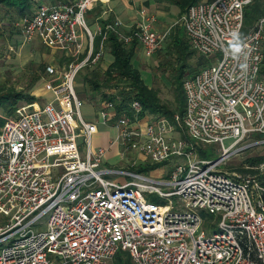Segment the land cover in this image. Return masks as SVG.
<instances>
[{
  "label": "built area",
  "instance_id": "1",
  "mask_svg": "<svg viewBox=\"0 0 264 264\" xmlns=\"http://www.w3.org/2000/svg\"><path fill=\"white\" fill-rule=\"evenodd\" d=\"M110 1L45 2L16 23L26 42L39 38L62 50L65 65L47 68L45 87L54 99L20 107L0 130V213L8 218L0 225V264H108L121 250L132 264H264V163L255 176L221 169L235 155L264 147V17L243 36L248 47L238 58L228 44L233 32L242 35L244 11L256 0L198 2L184 12L191 49L212 63L183 81L186 106L174 116L177 127L163 117L134 128L121 113L116 142L155 163L186 161L167 180L124 185L105 176L136 175L102 169L108 148H92L97 125L82 118L77 77L103 59L110 32L124 44L136 38L147 57L162 49L165 36L143 11L133 31L118 19L92 32L86 14ZM131 105L137 117L142 105ZM178 126L191 140L219 147L220 157L195 158L190 140L175 136ZM146 193L179 202L174 209L171 200L151 202Z\"/></svg>",
  "mask_w": 264,
  "mask_h": 264
},
{
  "label": "trees",
  "instance_id": "2",
  "mask_svg": "<svg viewBox=\"0 0 264 264\" xmlns=\"http://www.w3.org/2000/svg\"><path fill=\"white\" fill-rule=\"evenodd\" d=\"M38 1L40 0H0V13L4 11L5 13L13 12L14 14V17L11 14L6 22H2L3 15H0V25L1 22L10 25L12 21L18 18L30 15L34 5ZM49 1L55 3L58 0ZM174 2L181 7L182 13H184L192 4L199 2V0H174ZM244 14L245 20L242 36L247 34L257 21L264 17V1L256 0L255 3L250 4L245 9ZM105 25L107 24L103 23V27ZM12 26L15 27V30L17 29L14 23ZM2 28L3 27H1L0 30H2ZM101 40L102 36H99L95 44H100ZM104 44L113 57L112 63L105 70H102L98 65H90L85 68V72L82 73L81 77L84 84L76 91L80 98L89 100L96 98L97 100L99 99L100 103L110 101L117 107L120 113H132L131 104L137 100L142 105V111L138 114L139 118L148 117L156 120L166 117L175 123L174 116H182L184 114L186 104L185 93L182 88L183 78L193 77V75L206 67L208 62H206L205 58L199 55L197 56L196 67H191L190 69L189 65H182L178 69L177 77L171 86L173 95L172 101L167 102L162 100L158 90L154 87H148L144 83L140 71L135 65V61L133 62L134 55L139 46L136 38L132 43L124 44L122 41L118 40L115 33L110 32ZM167 46L172 50V53L177 52V55L179 54L176 60L191 59L192 56L196 55V52L191 49V45L188 42L186 32L182 25L177 26L174 30V34L170 37ZM41 71H45V66L42 64H40L37 69L33 68L30 77L31 85L28 87L26 93L22 91L17 92L11 86V88H8L4 84L0 85V113L2 114H0V130L5 122L4 116L13 115L20 101L32 103L35 100V96L30 94V92L36 82L40 80L39 72ZM259 72L260 78L264 80V60ZM196 146L198 147V145ZM198 150L199 152L197 153H199V157L205 159L207 151L203 150L201 147H198ZM262 163H264V154L259 153L254 154V156H248L244 161H241L239 166H227V168L236 170L239 173L255 176V174L259 173L257 167ZM149 166L148 164H139L137 167L135 166L133 168L134 170L136 169L133 173L137 175L142 174L148 170ZM247 166H249V168H247ZM260 178L261 183L264 185V176ZM108 264H132L131 256L127 251H118Z\"/></svg>",
  "mask_w": 264,
  "mask_h": 264
},
{
  "label": "rangeland",
  "instance_id": "3",
  "mask_svg": "<svg viewBox=\"0 0 264 264\" xmlns=\"http://www.w3.org/2000/svg\"><path fill=\"white\" fill-rule=\"evenodd\" d=\"M203 1V0H202ZM205 1V0H204ZM14 14L12 13H5L4 11H1L0 15H3L2 22H6L7 19H9L10 15ZM6 16V17H5ZM182 18V16L180 17ZM15 19V18H14ZM1 22L2 30H0V85H6L8 88L11 86L14 88L17 92L22 91L25 92L28 90V87L31 85L30 77L32 75L33 68H38L40 63H42L46 57V55H49V50H43L39 52L37 50L38 46H42L41 43L38 40H34L28 45H24L22 50L18 49V43L19 36L18 31L15 30V27L12 26L14 23V26L16 24V20L12 21L10 20L11 24L6 25ZM181 24L180 23L177 25ZM5 28V29H4ZM177 28V27H176ZM170 38H167L165 41H163V48L155 53V55L150 57H145L144 52L139 54V57L141 59V62L138 63L137 67L139 68L140 74L143 78L144 83L148 87H154L156 90L160 92V96L163 101H172V89L171 86L177 77L178 69L182 65H189L190 69L191 67H196L197 62V56L199 54L196 53V55L192 56L190 59L182 60L178 59L176 60L177 52H173L170 50L167 46V43ZM27 53L30 56H24L23 53ZM26 54V55H27ZM51 54V53H50ZM144 54V56H143ZM108 58H110L108 56ZM207 65L209 63L211 64V58H205ZM217 63V62H215ZM214 63V64H215ZM206 65V67H207ZM85 69H83L81 72H85ZM189 71V70H188ZM81 73V75H82ZM44 71L39 72L40 78L43 76ZM189 77L183 78V81ZM37 83H39L37 85ZM44 82H40L38 80L35 84L37 87L36 90L41 89ZM34 86V87H35ZM10 87V88H11ZM31 90L30 94L33 95V92H35V89ZM81 88V87H80ZM79 89L78 85H76V91ZM45 99L48 98V96L44 97ZM85 99V98H84ZM26 102L20 101L17 107L23 106ZM29 104V103H28ZM25 107V106H23ZM96 110L91 107V105H88L85 103L82 106V114L87 120H91L95 117ZM1 114V113H0ZM2 115V114H1ZM12 116V115H9ZM9 116H4V120L8 118ZM3 117V116H2ZM177 134L175 135L177 138H184L187 141L190 140L191 146L194 148V157H199V150L198 147H201L203 150L207 151V156L205 159L207 160H215L218 159L221 155V152H219V147L215 145H204V142L202 141H194L191 140L189 137V134L178 126L177 128ZM97 139L94 138L92 148H97L98 144H96ZM197 142V143H194ZM231 141L226 140L224 142V145H228ZM198 145V147L196 146ZM264 154V148L263 147H254L251 148L244 153H241L240 155H235L232 157L229 162L225 165L221 166V169H227V166H239L241 161H244L245 158L248 156H254V154ZM186 161V160H184ZM181 160L175 159L174 157H171L166 162L163 163H155L149 158H147L145 155L141 154L138 150L135 149L132 150L130 148H125L123 146H120L118 144H115V148H110L108 153L106 154V157H104L103 160V166L102 169H115V170H126L128 172H135L133 168L135 166H138L139 164H148L150 165L148 170L143 172L142 174H135L136 176L132 174L121 175V174H111L106 177H110V179L116 181L117 183L124 185L127 181H141L143 183L149 182L147 179H155V180H167L171 172L176 168L177 164L179 162H183ZM134 174V173H133ZM147 177V179H146ZM147 181V182H146ZM163 191H168L169 188L161 187ZM146 196L149 201H154L159 204H168L169 200L172 201L174 209L179 202L177 197H172L169 199H164L159 194H148L146 193ZM8 223V218L3 216L2 213H0V225H5ZM11 238L8 239L9 243Z\"/></svg>",
  "mask_w": 264,
  "mask_h": 264
},
{
  "label": "crops",
  "instance_id": "4",
  "mask_svg": "<svg viewBox=\"0 0 264 264\" xmlns=\"http://www.w3.org/2000/svg\"><path fill=\"white\" fill-rule=\"evenodd\" d=\"M59 1L60 2H73L74 0H58L55 3H59ZM205 1H211V0H205ZM205 1L199 0V2H205ZM45 2L51 3L49 0L38 1L34 5L30 14H33L38 9L39 4H42ZM142 11L149 13L151 16L155 18L154 29L161 35V37L165 36L163 38V41H165L167 38H170L174 34V30L176 29L177 25L180 23V19H181L180 17L184 14L182 13L183 11L181 7L177 3H175L174 0H111L108 3V5L97 4L94 8L89 10V12L86 14V19H87L88 27L94 33L99 26H103V23H106V24L112 23L118 19H120L124 23L125 25L124 31H133V28L136 25V23H138L141 20L140 12ZM20 18L16 20V23ZM15 26L17 28L16 30L18 31V36H19V41H17L18 43L17 46L19 50H22L24 45H28L34 40H38L42 46H38L37 50H39V52L41 51V49L49 50V52L51 53V54L49 53V55H46L44 61L40 63L45 66L44 74L41 78H39L40 82H44L41 89H38V90L35 89L39 83H37L36 86L34 85L35 92H33V95L35 96V100L32 103H29V104L25 103L23 105V106H28L36 102L40 106H43L47 104L48 101H51L54 99V94L51 91L46 90V87H45L47 82L49 81L47 68L56 67V68L61 69V67L65 65L64 64L65 62L64 53L62 50L60 51L58 49H53L51 47L44 46L39 38H35L31 40V42H26L24 36H22L21 29L16 24ZM98 37L99 35L97 34L95 36V41ZM95 41H94V44L96 43ZM87 43H88V36L87 34H83V44L85 47ZM95 46L98 47L99 44L98 45L95 44ZM162 46H163V43H162ZM104 48H105V51H104L103 59L100 60L97 64L102 70H105L112 63L111 61L113 59L108 48L105 47V44H104ZM141 52L143 53L144 51L142 47L138 46V49L133 59V62L135 61L136 67L138 63L141 62V59L139 57V54ZM26 54L27 53L25 52L23 53L24 56H27V57L30 56L29 54L27 55ZM108 56L110 58H108ZM145 57L147 56L145 55ZM81 73L77 77L78 79L76 83V85H78L79 88L82 87L84 84L81 78L82 77ZM45 96H48V98L45 99L44 98ZM82 100H83V105L87 103L88 105H91V107H93L96 110L95 117L91 121V120H87L83 116L82 109H81L82 118L86 122L95 123L97 125V131L93 134L92 144H93L94 138H96L97 139L96 144H98L96 146L102 147V148H108V151L110 148H115V144H117L116 138L118 137L119 130L116 127V123H117L116 120L118 116L121 115V113L127 114L129 117L132 118V120H134L133 122L134 128L140 127L143 130L147 126V124L153 120L148 117L139 118L138 115L137 117H135L133 112L132 113H127V112L120 113L117 107L112 108V109L107 108L106 102L100 103L99 99L97 100L96 98L92 100H89V99H82ZM23 106H19V108ZM19 108H17L16 112L13 113V115L9 117H13L17 115V111L19 110ZM104 110H108L107 117L105 119L101 117V112ZM74 122L78 124L76 119H74ZM112 170L116 171L117 173L121 171V170H115V169H112ZM123 171H126V170H123ZM107 178L109 179L110 177H107Z\"/></svg>",
  "mask_w": 264,
  "mask_h": 264
},
{
  "label": "clouds",
  "instance_id": "5",
  "mask_svg": "<svg viewBox=\"0 0 264 264\" xmlns=\"http://www.w3.org/2000/svg\"><path fill=\"white\" fill-rule=\"evenodd\" d=\"M228 44L234 58H238L242 53H244V49L248 47L245 42V38L239 32H233L231 34V39ZM241 67H245V65H241Z\"/></svg>",
  "mask_w": 264,
  "mask_h": 264
}]
</instances>
